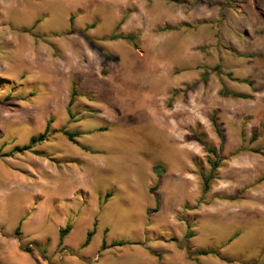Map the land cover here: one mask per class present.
<instances>
[{
  "label": "rangeland",
  "instance_id": "rangeland-1",
  "mask_svg": "<svg viewBox=\"0 0 264 264\" xmlns=\"http://www.w3.org/2000/svg\"><path fill=\"white\" fill-rule=\"evenodd\" d=\"M0 264H264V0H0Z\"/></svg>",
  "mask_w": 264,
  "mask_h": 264
},
{
  "label": "trees",
  "instance_id": "trees-1",
  "mask_svg": "<svg viewBox=\"0 0 264 264\" xmlns=\"http://www.w3.org/2000/svg\"><path fill=\"white\" fill-rule=\"evenodd\" d=\"M127 39L132 40V37H128ZM74 97H75V92L73 91L72 92V98H71L70 103H69L70 107L73 105ZM47 131H48V128L46 129L45 133L43 135H41L40 137H38V138L37 137H33L31 139V141H30V145L29 146H26V147H23V148H17L16 150H19V151L27 150V149L31 148L34 144H36L38 142H41L44 139V137L46 136ZM64 135L71 142H74L75 138L78 137L77 133H69L67 131H64ZM151 190H152V192L157 190V185L155 187L151 188ZM19 230L20 229L18 228L17 232H19ZM71 230H72V228L70 226H67L66 228L60 230V232H59L60 233V243H59L60 245L63 244L64 238L71 232ZM91 237H92V233L89 234L88 239H87V241L85 243V246L89 245V243L91 241ZM113 245H115V244H113ZM104 248H105V243H104ZM25 251L31 252L32 250L30 248H27V249H25ZM210 253H211V251L203 250V251H199L197 254L198 255H207V254H210Z\"/></svg>",
  "mask_w": 264,
  "mask_h": 264
},
{
  "label": "bare ground",
  "instance_id": "bare-ground-1",
  "mask_svg": "<svg viewBox=\"0 0 264 264\" xmlns=\"http://www.w3.org/2000/svg\"><path fill=\"white\" fill-rule=\"evenodd\" d=\"M29 53V52H28ZM25 55H27V54H25ZM24 55V56H25ZM23 56V55H22ZM38 55H36V54H34L33 53V51H31L29 54H28V56H27V58L26 59H24V61H23V63L21 62V64H22V66H24L25 68H28L30 71H32L35 67H36V65H38L39 64V62L37 61V59H36V57H37ZM50 63V62H49ZM133 114V113H132ZM153 115V114H152ZM139 116V118H141L142 117V115H138ZM138 116H137V118H138ZM153 126V125H152ZM156 127V126H155Z\"/></svg>",
  "mask_w": 264,
  "mask_h": 264
}]
</instances>
